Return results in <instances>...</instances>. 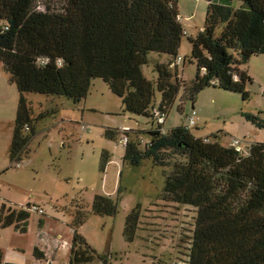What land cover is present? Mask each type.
I'll list each match as a JSON object with an SVG mask.
<instances>
[{"label":"trees","instance_id":"obj_1","mask_svg":"<svg viewBox=\"0 0 264 264\" xmlns=\"http://www.w3.org/2000/svg\"><path fill=\"white\" fill-rule=\"evenodd\" d=\"M49 1L61 6L39 10L38 0H0V63L19 93L9 149L11 167L27 156L36 123L48 117L34 118L26 95L64 97L79 104L87 99L93 83L101 80L121 99L126 113L148 118L152 125L144 149L129 140L123 161L139 167L151 160L162 167L161 199L197 211L187 264H264V143L253 144L243 155L221 145L216 136L197 138L185 126L166 132L158 122L181 90L182 103L209 87L249 99L246 85L252 80L239 65L264 55V0H205L204 26L189 38L191 54L182 62V66L187 60L196 64L195 78L188 85L178 76L179 66L170 67L188 36L173 0ZM151 54L168 57L166 63L156 64L155 81L143 72ZM246 119L264 129L261 117ZM105 134L113 140L121 133L107 130ZM122 135L129 138L128 132ZM108 161L104 156L103 165ZM30 207L2 204L0 229L13 227L25 234ZM91 212L114 216L117 203L96 195ZM74 216L68 264H90L97 254L77 231L88 213L77 210ZM140 218L137 207L126 219L128 243L137 237ZM34 257L41 261L45 254L35 248ZM0 264H12L3 262L1 251Z\"/></svg>","mask_w":264,"mask_h":264},{"label":"rangeland","instance_id":"obj_2","mask_svg":"<svg viewBox=\"0 0 264 264\" xmlns=\"http://www.w3.org/2000/svg\"><path fill=\"white\" fill-rule=\"evenodd\" d=\"M173 2L180 23L189 34L183 37L180 57H189V38L202 31L208 4L205 0ZM47 5L61 6L60 2L38 0L39 10ZM223 27L217 29V37ZM161 57L158 54L149 57L148 66L143 69L148 80L155 81V66ZM196 69V64L188 60L184 66L181 64L180 80L188 85L195 78ZM239 70L252 80L246 85L247 101L240 94L209 87L195 95L194 100L186 98L182 103L181 90L167 114L165 131L187 127V118L194 107L198 127L190 130L196 137L213 140L216 136L225 147L239 140L243 155L253 144L264 143V129L246 119L252 115L264 120V55L252 56L239 65ZM26 98L34 118L41 114L48 117L36 123L27 156L16 168L11 167L9 149L19 93L0 63V208L2 204L18 209L36 206L44 212L43 215L30 212V232L26 237L19 238L13 227L0 229V251L5 257H15L10 252L19 244L23 250L17 255L20 264H30L31 246L38 242L42 248L52 241L59 255H49L45 264L50 258L54 264H68L74 214L82 210L88 213V218L77 228L78 234L97 254L90 264H103L98 257L105 259L106 264H187L196 209L161 199L165 183L162 167L151 160H144L139 167L123 161L125 146L120 140L124 127L130 130L129 140L140 143L142 150L151 138L150 120L126 113L121 99L101 80L93 83L87 99L79 104L64 97L52 99L39 94H28ZM107 130L121 134L112 140L106 137ZM104 156L109 159L106 165ZM96 195L111 197L117 203L116 215L92 214ZM137 207L141 217L139 229L135 241L128 243L124 237L125 223Z\"/></svg>","mask_w":264,"mask_h":264},{"label":"crops","instance_id":"obj_3","mask_svg":"<svg viewBox=\"0 0 264 264\" xmlns=\"http://www.w3.org/2000/svg\"><path fill=\"white\" fill-rule=\"evenodd\" d=\"M187 32V31H186ZM187 34H188V32H187ZM188 36H189V34H188ZM158 59H160L161 60V62L160 63H166L167 61H166V58H165V56H162L161 58H158ZM150 61V60H149ZM95 83V82H94ZM183 91V90H182ZM193 110H195V108L193 107L192 108V111ZM196 111V110H195ZM197 116H198V114H197ZM166 122V121H165ZM197 122H198V118H197ZM164 126H165V124H164ZM197 127H198V124L196 125ZM124 128H126V129H129L128 127H124ZM198 138V137H197ZM206 138H208V137H206ZM206 138H202V139H206ZM231 147V146H230ZM15 167H16V165H15ZM105 196V195H104ZM107 196V195H106ZM42 225V224H41ZM30 229L28 228V231L25 233V234H21L19 231H15V234H17L18 236H19V238H23V237H26L28 234H29V231ZM71 231H72V234H73V229H71ZM13 248V252H10V253H13V254H15L16 256L15 257H12V258H6L5 257V255H4V253H3V251H1L2 252V254H3V262L4 263H12V264H20V262H19V260H18V254H20L23 250H22V247H21V245H19V244H17L16 246H14V247H12ZM35 248H38L41 252H43L44 254H45V259L44 260H41V261H39V260H37L35 257H34V250H35ZM30 250H31V254H32V260H31V262H30V264H45V260H46V258L49 256V255H59V253H58V251H57V249H56V247H55V245H54V243L52 242V241H50L49 243H47V246H45V247H39V245H38V242L37 243H34L32 246H31V248H30ZM67 254H69V252H67L66 254H63V255H67ZM48 263L47 264H54L53 263V259H51L50 258V260H48L47 261ZM68 263H69V261H68Z\"/></svg>","mask_w":264,"mask_h":264},{"label":"built area","instance_id":"obj_4","mask_svg":"<svg viewBox=\"0 0 264 264\" xmlns=\"http://www.w3.org/2000/svg\"><path fill=\"white\" fill-rule=\"evenodd\" d=\"M185 35H188L187 32H185ZM183 62V58L181 57H178V59L176 60V62L174 64H172L170 67L173 69L175 68L176 66H180ZM166 117L167 115H162L158 122L160 125H164L165 124V121H166ZM187 121H188V128H194L196 127L197 125V113L195 110H193L191 112V114L189 115V117L187 118ZM129 129H125L123 132H128L129 133ZM165 133V131H163ZM121 141V144L123 146H126L129 142V138L126 137V136H123V138L120 140ZM206 142H208V140H205ZM241 144L242 142L239 141V140H234L231 144V147H233L237 152L239 153H243V149L241 148ZM20 167V163L16 164V168H19ZM29 212H35V213H39L41 215L44 214V212L39 208V207H36V206H31L29 209H28Z\"/></svg>","mask_w":264,"mask_h":264}]
</instances>
